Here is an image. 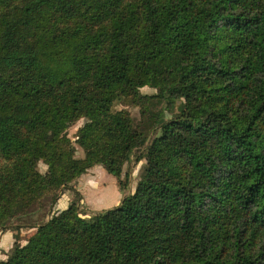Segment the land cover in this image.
<instances>
[{
    "label": "trees",
    "instance_id": "1",
    "mask_svg": "<svg viewBox=\"0 0 264 264\" xmlns=\"http://www.w3.org/2000/svg\"><path fill=\"white\" fill-rule=\"evenodd\" d=\"M132 161L116 207L54 210ZM22 227L0 264H264V0H0V231Z\"/></svg>",
    "mask_w": 264,
    "mask_h": 264
},
{
    "label": "rangeland",
    "instance_id": "2",
    "mask_svg": "<svg viewBox=\"0 0 264 264\" xmlns=\"http://www.w3.org/2000/svg\"><path fill=\"white\" fill-rule=\"evenodd\" d=\"M140 93L143 95H151L155 93L154 89L151 88H143L140 90ZM181 107L180 102H176L172 106H166L163 102L160 106L157 107V110H161L163 114V120H168L171 117L177 115L179 109ZM116 110H126L128 111L133 118L138 120L140 118V113L138 108L132 106L128 103H118L115 104ZM83 125V120L78 121L73 126H71L67 130V137L71 139V141L75 140V136L77 130ZM83 156V152L81 149L76 147V157L81 158ZM143 162L139 164H135L133 161L126 164L124 167V173L128 172V180L126 183L125 190L121 193L117 187V182L115 177L106 173V171L100 167L96 166L80 178H78L73 184L72 188L75 189V192L64 190L60 195V199L58 201V207L55 206V211H61L62 207L67 206L72 202L76 203L77 209L80 214L84 218H89L101 211H105L108 209H112L116 207L120 203V198L126 196L133 192L135 189L136 183L138 181L139 175L142 170ZM46 170V167L40 162L38 164V171L43 173ZM105 209V210H104ZM37 215H34L36 217ZM23 223V224H22ZM12 227L16 228L19 225H26L22 221H11ZM31 224V223H29ZM28 225V224H27ZM13 228H11L12 231ZM25 228V227H22ZM20 229L16 231L18 238L21 240L25 238L28 234H24L21 236L20 234L24 229ZM15 232V233H16ZM14 233V234H15Z\"/></svg>",
    "mask_w": 264,
    "mask_h": 264
},
{
    "label": "crops",
    "instance_id": "3",
    "mask_svg": "<svg viewBox=\"0 0 264 264\" xmlns=\"http://www.w3.org/2000/svg\"><path fill=\"white\" fill-rule=\"evenodd\" d=\"M122 197L120 198V200ZM59 204L56 205L58 207ZM68 205V204H67ZM67 206L62 207L61 210L65 209ZM105 210V209H104ZM24 229L23 232L20 234L23 236L24 234H28L34 229L32 228H22ZM16 231H12L11 229L0 231V260H5L7 255L6 253L10 250L12 247L13 241H14V233ZM25 241H21V245H24Z\"/></svg>",
    "mask_w": 264,
    "mask_h": 264
}]
</instances>
